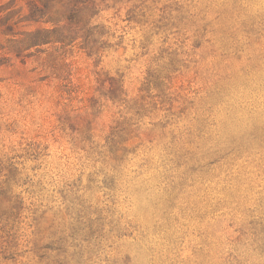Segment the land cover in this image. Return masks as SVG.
<instances>
[{"label":"rangeland","instance_id":"obj_1","mask_svg":"<svg viewBox=\"0 0 264 264\" xmlns=\"http://www.w3.org/2000/svg\"><path fill=\"white\" fill-rule=\"evenodd\" d=\"M0 264H264V0H0Z\"/></svg>","mask_w":264,"mask_h":264}]
</instances>
